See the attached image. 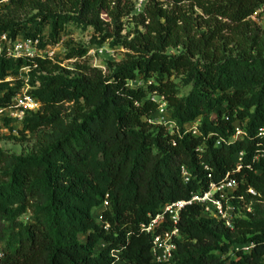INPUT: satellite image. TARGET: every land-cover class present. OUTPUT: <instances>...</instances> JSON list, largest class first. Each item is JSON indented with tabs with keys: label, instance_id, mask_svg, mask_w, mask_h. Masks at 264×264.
Wrapping results in <instances>:
<instances>
[{
	"label": "trees",
	"instance_id": "obj_1",
	"mask_svg": "<svg viewBox=\"0 0 264 264\" xmlns=\"http://www.w3.org/2000/svg\"><path fill=\"white\" fill-rule=\"evenodd\" d=\"M135 3L0 4V35L10 42L37 39L39 49L52 47L70 24L91 31L93 49L123 52L104 73L77 63L82 48L64 56L76 60L71 70L54 59L0 55V109L25 77L39 110L17 124L18 135L40 133L31 155L0 151V264H153L150 238L138 225L205 190L207 174L212 183L226 176L236 182L235 195L251 213L227 230L200 217L198 207H185L175 225L182 239L166 264H264V211L256 206L264 203V162L252 161L264 150L257 135L264 128V24L249 21L264 0H146L140 12ZM20 14L29 18L18 22ZM125 25L133 30L124 33ZM174 81L189 86L184 97ZM152 96L162 98L171 133L147 123L158 117ZM196 121L197 136L183 133ZM236 126L244 137L233 141ZM238 153L242 167L234 172ZM180 168L190 177L187 184ZM24 215L31 222H19ZM99 243L103 248L95 250ZM248 244L247 253H230Z\"/></svg>",
	"mask_w": 264,
	"mask_h": 264
},
{
	"label": "built area",
	"instance_id": "obj_2",
	"mask_svg": "<svg viewBox=\"0 0 264 264\" xmlns=\"http://www.w3.org/2000/svg\"><path fill=\"white\" fill-rule=\"evenodd\" d=\"M7 0H1L0 4L6 3ZM142 6V0H137L135 3V11L140 12ZM249 21L253 24L260 26L264 24V7L256 10L250 17ZM97 53H100V49H96ZM0 55L5 59H46L52 61L54 53L52 47L45 46L43 49L38 48L37 39H24L15 40L10 42L5 35H0ZM25 72L24 70H20ZM132 84L130 83L129 86ZM135 85V84H133ZM137 85V84H136ZM28 88L24 87L20 89L11 99L10 104L6 108L0 109V119H8L12 124H19L24 116L29 113H35L39 110V104L27 93ZM150 101L156 103V112L158 118L164 116V103L162 98L156 99L150 97ZM147 123L157 124L165 127L170 133L172 123L164 120V122H152ZM197 121L190 127L184 128L183 133H188L191 136H197ZM232 140H241L244 137L243 131L240 127L236 126L232 130ZM257 135L262 141H264V128L258 129ZM218 142L215 143L218 146ZM242 154L238 153L234 157L233 170L239 172L242 167L241 163ZM261 160L264 162V150L257 156L252 158V161ZM248 168V167H246ZM206 169V168H204ZM180 178L183 184H187L190 180L189 175L184 168L179 169ZM208 181L207 188L205 190H199L189 195L186 201H177L161 208L160 212L152 217H148L146 223L138 225V230L149 236L150 248L149 256L151 263L153 264H166L172 259V255L175 251V243L182 239L180 233L175 228L178 222L180 212L187 206H196L199 209V216L207 219L220 222L227 230H232V223L237 218L243 219L246 214H250V204H245L243 196L235 195L237 184L226 176L222 181L218 183L210 182V175H206ZM246 195L251 198H255V194L251 190L245 191ZM235 204L238 207L232 205ZM106 208V203L103 202L100 210ZM96 222L102 226L103 230H106L107 226L102 225L99 216L96 214ZM166 223L167 226L163 227ZM251 249V245L235 246L230 253H247ZM229 255V254H228ZM227 255V256H228ZM111 256H115L114 252ZM1 257V253H0Z\"/></svg>",
	"mask_w": 264,
	"mask_h": 264
},
{
	"label": "rangeland",
	"instance_id": "obj_3",
	"mask_svg": "<svg viewBox=\"0 0 264 264\" xmlns=\"http://www.w3.org/2000/svg\"><path fill=\"white\" fill-rule=\"evenodd\" d=\"M137 0H135L136 2ZM146 0H142L145 2ZM214 1V0H212ZM195 14H197L196 11H193ZM1 13V12H0ZM29 16H26L25 14H20L19 18L17 19L18 22L25 21ZM26 29L31 32L33 30V25H27ZM133 30V27L131 25H125L124 33L130 32ZM44 33H46V30H44ZM23 36L22 34L19 35V37ZM90 38H91V31L89 29H80L78 27H74L73 25H66L62 34L59 37L58 42L52 46L53 53H54V61H60L61 67L66 68L68 70H71L72 63L76 60H70L65 61L64 56L69 52L70 49H77L82 48L85 50V54L77 60L78 64L87 65L91 68H96L101 70L103 73L105 72V67L107 63H114L118 64L122 60V50L120 49H113L107 48V46H102L100 48V53H97L95 51L96 49H93V45L90 44ZM178 51L174 50H167V54L174 55L177 54ZM25 72H21L20 74H24ZM26 78L25 77H19V82H21V86L19 88L23 89L26 86ZM6 81H10L7 79ZM177 83V89H178V95L180 97H184L188 91L189 86L182 87L180 83L177 81H174ZM28 88V87H27ZM18 90V91H19ZM156 119V120H155ZM154 122H164L165 117L162 116L161 118L154 117ZM167 121V120H166ZM18 125H11V124H4L3 121L0 120V151L8 156H27L31 155L36 149H37V142H36V136H38L40 133H38L36 136H29V135H18L19 132ZM46 136L49 135L48 131L42 132ZM256 206H259V209L261 211H264V203H258L256 202ZM19 222L22 224H27L31 222V218L29 215H24L19 219ZM79 241H83V237L79 238ZM103 248V245L99 243L95 250H99ZM114 264H122L120 262H115Z\"/></svg>",
	"mask_w": 264,
	"mask_h": 264
}]
</instances>
